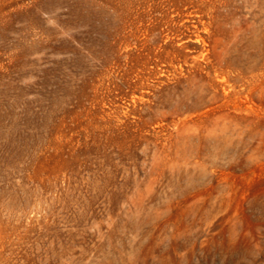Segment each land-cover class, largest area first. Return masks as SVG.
I'll list each match as a JSON object with an SVG mask.
<instances>
[{"label": "rangeland", "instance_id": "obj_1", "mask_svg": "<svg viewBox=\"0 0 264 264\" xmlns=\"http://www.w3.org/2000/svg\"><path fill=\"white\" fill-rule=\"evenodd\" d=\"M0 264H264V0H0Z\"/></svg>", "mask_w": 264, "mask_h": 264}]
</instances>
